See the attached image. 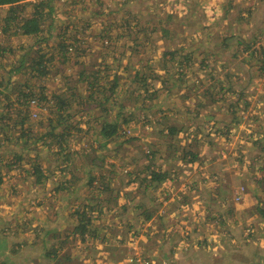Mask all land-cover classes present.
I'll return each instance as SVG.
<instances>
[{"label": "rangeland", "instance_id": "rangeland-1", "mask_svg": "<svg viewBox=\"0 0 264 264\" xmlns=\"http://www.w3.org/2000/svg\"><path fill=\"white\" fill-rule=\"evenodd\" d=\"M43 1L11 25L0 8V82L34 95L25 125L0 128V264H264V0H46L39 37L20 34ZM56 96L79 112L49 145ZM102 120L118 122L110 144ZM91 208L100 232L83 240Z\"/></svg>", "mask_w": 264, "mask_h": 264}, {"label": "trees", "instance_id": "trees-1", "mask_svg": "<svg viewBox=\"0 0 264 264\" xmlns=\"http://www.w3.org/2000/svg\"><path fill=\"white\" fill-rule=\"evenodd\" d=\"M22 1H25V0H0V8L9 7V11H8L9 15L6 18V21L9 22L10 25L14 21L18 20V17L16 16V14L18 11H20L22 9V7H24V4ZM45 1L40 2L38 4L35 12L31 15V17H25V18L23 17L21 19V21L19 22L21 24H20L19 30H18V32L20 34L26 35V36H32V37H36V38L39 37L38 35H40L44 29L43 25H42V21H43L42 11H40V9L44 7V5L46 3ZM19 23H18V25H19ZM4 31H8V29L5 28ZM18 32H17V34H18ZM258 45H260V44H255V47L256 46L259 47ZM61 46L63 47V49L66 50V46L64 44H61ZM259 49H261V48L259 47ZM1 51H2V48H0V52ZM261 52H262V50H261ZM257 56H260V53H258ZM0 57H1V55H0ZM41 58L43 59L44 57L41 56ZM42 59H40L39 61L35 60V62L33 63L34 65L32 66V68L33 67L36 68L41 75L46 74V72L44 70V69H46V66H45V63H43ZM24 65H25V60H22V64L20 63L19 66L15 67L13 72L21 71L22 68L24 67ZM139 72L140 71H136L137 76L139 75ZM94 76H95V79H94L95 81L90 82V86L93 89H94V86L96 85V83H98L97 84V87H98L100 85L99 83L101 82L100 72H98V74L95 73ZM9 81H11V80L0 82V110H2V111H0V128H2L4 126H8L9 123L7 121L4 122V118H8L9 116L15 117L14 118L15 120L13 121V124H15L14 126H17L19 124L21 126L25 125L31 117V113L29 111V104L31 101H33L34 95L32 94V92H30V91L27 92L26 90H24V91L20 92L21 94L18 95L16 101L12 100V96L5 93V91H10V93L13 91L15 92L14 87L11 88ZM141 81L144 82L145 80H141ZM118 85L119 84L117 83V81H115L109 89L105 88L106 85H102V86H104V89H108L109 97L113 98L115 96V94L117 93ZM91 97H93L92 94H91ZM56 99L58 100L57 103L61 102L60 106H63V107L61 109L57 104L56 106L58 108H55L54 112L51 111V113H50L51 117L48 119L50 130H48V132L41 137V138H45V136H46L48 141H49V145H52V143H54L53 141L55 138L59 139V141H62L64 143L68 142V140L70 139V136H71V133L69 130L72 128V125L66 126L65 124L68 123V119L72 118L75 115V113L77 114L79 112L78 109H76L75 113L70 112L72 110L70 108H72L74 105L71 103L73 98L68 99L66 101V99L63 98V96H56ZM79 99H81V98H79ZM41 100L45 101L46 99H45V97H42ZM107 100H109V98H107ZM83 104L84 103H81V105H83ZM80 107H81V111H82L84 109V107L83 106H80ZM5 110H6V115L4 113ZM123 110H125L124 107H123ZM63 111H65V112H63ZM126 112H129V109H127ZM55 115H57L56 121L53 120ZM10 119H13V118H10ZM40 123L42 124V122H40ZM64 125H65V127H64ZM33 128L34 127H29V131H33ZM193 128H194V132H195V136L192 138L193 142H197L198 140H201L202 138H204V139L206 138L199 131L198 127L195 128V126H193ZM118 129H119L118 122L108 121V120H102L101 121L100 133L103 136L104 142L106 144H110L113 141V137L117 134ZM170 130H171L170 132L173 136L179 135V137L183 138V136H185V134H186L184 131L180 130L178 128V126H176V127L173 126V127H171ZM182 132H184V134H182ZM216 132H215V135L216 136L219 135V131H216ZM212 135H213V133H211V136ZM135 138H137V137H135ZM188 144H189V142L184 144L185 145L184 147H186L183 150L184 158H186L187 155H190V157H191L190 162L191 161L195 162L197 160H200L198 157V154L193 152L192 149L190 148L192 146L188 145ZM174 150H178V147L175 146ZM147 157H149V155H147ZM146 167H148V169L151 170V172H152V174H151L152 181L162 182L165 178H167V172H164L163 170H157L156 165H153V167H151L150 165H147ZM37 171L39 173L38 178H40L43 175V172L39 171V168H37ZM123 207L124 206H121V209H123ZM126 208H127V205L125 204L124 209H126ZM92 210H93V208H91L89 212H87V211L83 212V214L81 215V216H83L82 219L75 226V229H74V232L75 233L78 232L80 234V237L83 238V240H85V238H87V237L88 238L89 237H97V234L100 232L99 228L94 227L92 224V222L95 220V216H93L95 213L92 214ZM118 210H120V209H118ZM257 210H258V213L260 214V216H262L264 218V204L262 206L257 207ZM98 213L101 214L102 210L99 209ZM13 252H15V250H13ZM45 255H46V257H45L46 259L52 258V256H50V253H46ZM68 256H69V253L64 258L68 259Z\"/></svg>", "mask_w": 264, "mask_h": 264}, {"label": "crops", "instance_id": "crops-1", "mask_svg": "<svg viewBox=\"0 0 264 264\" xmlns=\"http://www.w3.org/2000/svg\"><path fill=\"white\" fill-rule=\"evenodd\" d=\"M235 99L238 100V98H235ZM215 136H216V135H215ZM204 144H205V143H204ZM212 145H213V142H212ZM199 157H201L200 154H199ZM199 159H200V158H199ZM238 163H239V165H238V166H239V169H238V172H237V173L242 175L241 180H242V181H245V180H243V178L246 179V180H249L250 178H249L248 176H246V175L243 173V172H245V173L247 172V171H244L245 168L242 170V166H243V164H242L239 160H238ZM225 174H227V173H225ZM246 174H247V173H246ZM223 177H225V178L227 179V176H223ZM249 194H251V193H247V194H245V198H246V195H247V198L244 199V200H246V201H245L246 203H247V201H248V196H249ZM243 195H244V194H243ZM251 196H252V194H251ZM250 202H251V201H249L247 204H245V203H244V204H241V203H240L238 206H239L241 209H243L242 207H246V206L248 207V206L250 205Z\"/></svg>", "mask_w": 264, "mask_h": 264}, {"label": "built area", "instance_id": "built-area-1", "mask_svg": "<svg viewBox=\"0 0 264 264\" xmlns=\"http://www.w3.org/2000/svg\"><path fill=\"white\" fill-rule=\"evenodd\" d=\"M241 197L243 198L244 196H243V194H241ZM240 199V198H239Z\"/></svg>", "mask_w": 264, "mask_h": 264}, {"label": "clouds", "instance_id": "clouds-1", "mask_svg": "<svg viewBox=\"0 0 264 264\" xmlns=\"http://www.w3.org/2000/svg\"><path fill=\"white\" fill-rule=\"evenodd\" d=\"M244 199H245V195H244Z\"/></svg>", "mask_w": 264, "mask_h": 264}]
</instances>
